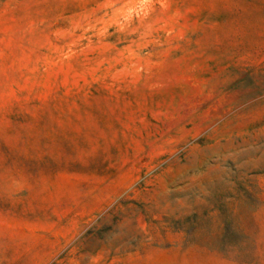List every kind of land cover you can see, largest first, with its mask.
Listing matches in <instances>:
<instances>
[{"label":"rangeland","instance_id":"obj_1","mask_svg":"<svg viewBox=\"0 0 264 264\" xmlns=\"http://www.w3.org/2000/svg\"><path fill=\"white\" fill-rule=\"evenodd\" d=\"M0 264H264V0H0Z\"/></svg>","mask_w":264,"mask_h":264}]
</instances>
